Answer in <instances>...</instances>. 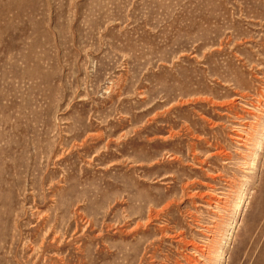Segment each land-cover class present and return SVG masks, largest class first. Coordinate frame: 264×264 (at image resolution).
Listing matches in <instances>:
<instances>
[{"label":"rangeland","instance_id":"obj_1","mask_svg":"<svg viewBox=\"0 0 264 264\" xmlns=\"http://www.w3.org/2000/svg\"><path fill=\"white\" fill-rule=\"evenodd\" d=\"M0 264H264V0H0Z\"/></svg>","mask_w":264,"mask_h":264}]
</instances>
